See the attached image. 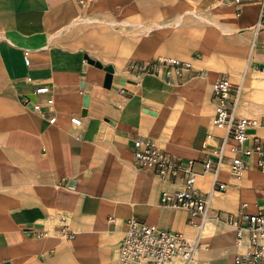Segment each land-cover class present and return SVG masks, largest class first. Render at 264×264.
I'll list each match as a JSON object with an SVG mask.
<instances>
[{"label": "crops", "instance_id": "crops-1", "mask_svg": "<svg viewBox=\"0 0 264 264\" xmlns=\"http://www.w3.org/2000/svg\"><path fill=\"white\" fill-rule=\"evenodd\" d=\"M140 2L142 5H139ZM233 2L235 4V0ZM155 7L165 6L161 0H0V264H82L83 261L108 264L114 253L106 249L110 246L100 244V236L109 234L116 222L124 224L127 216L172 232L184 233L192 239L197 237L198 231L194 236V226L201 228L205 222H192L186 210L160 203L164 189L174 191L182 184L164 180L150 170L126 166L122 167L121 182L108 184L104 178L110 167L104 163L92 164L94 158L103 153L104 140L115 134L121 120L120 110L113 106L114 101L92 95L85 89L84 83L103 87L102 81L96 80L94 70H87L89 73L82 75L77 68L80 54L64 48L61 43L65 39L73 40L69 31L85 21L83 17L92 8L108 9L119 19L129 12L131 16L138 15L139 8ZM229 8L233 12L238 11V27L250 30L257 26L261 6L254 1H244L240 11L236 7ZM195 25L200 26L201 23L196 22ZM137 27V24L131 23V31ZM258 29L256 48L259 53L251 47L245 72L240 76L242 88L247 82L251 85V79L245 76L251 59L256 58L257 68L261 69L264 65V28ZM194 43L204 53L212 52L213 43L208 37L198 34ZM26 57L30 60L29 64ZM194 69L198 68L194 65ZM126 83L140 89V100L145 99L155 107L151 116L156 118L149 136L133 134L125 148L127 154L133 156L134 138L146 136L158 146L174 151L182 158L194 160L198 178L201 184L209 185V190L204 191L198 182L197 186L209 194L213 209L221 215L238 211L242 202L247 201L243 197L246 192L252 191L259 199L248 201L251 211H257L264 205L261 193L264 174L257 164L252 163L254 156L245 171L246 179H236L230 171L232 181L220 178L228 177L230 161L226 158L216 176L227 184L226 191H213L215 177L211 172H205L203 167L204 160L211 158V151L214 150L206 144L209 132L204 131L203 142L198 143V139L195 145L188 144L184 133L174 131V126L181 124L177 96H167L158 89L157 93L164 94V97H154L148 94L151 90L142 87L143 82L131 85L132 81L128 80ZM194 85L195 82H189L187 114L199 105L200 98L191 89ZM260 85L264 87V79ZM46 86L49 92H37V89ZM85 95H89L86 108ZM49 100H52V106L48 105ZM34 103L41 104L42 109L34 110ZM208 103L213 106L210 94L205 91L203 107ZM56 108L65 109V116L74 111L72 117H80L81 126L76 127L70 122L72 126L66 128L58 124L61 111ZM53 117H56L54 123L50 121ZM107 121L113 122L111 135L103 130V123ZM205 124L203 117L200 128ZM251 133L264 138V126ZM171 134L164 146L162 138ZM211 136L217 149L224 134ZM234 144L230 140L229 149H234ZM119 163L124 165L121 160ZM142 171L151 172L159 180L147 181ZM243 181L249 185H240ZM71 185L79 190L76 203L69 190ZM57 211L62 214L59 216ZM66 213L72 215L77 225L83 224L84 216H89L84 219L86 230L82 233L78 230L75 236L74 252L79 253L77 256L66 246L56 248L49 243L52 235L48 224L57 216L64 219L63 214ZM225 225L230 230L214 226L211 244L204 249L200 246L204 239L202 234L198 244L201 252L198 255L196 252L194 264H234L242 248L237 245L235 229L227 223Z\"/></svg>", "mask_w": 264, "mask_h": 264}, {"label": "rangeland", "instance_id": "rangeland-1", "mask_svg": "<svg viewBox=\"0 0 264 264\" xmlns=\"http://www.w3.org/2000/svg\"><path fill=\"white\" fill-rule=\"evenodd\" d=\"M161 1H163L164 8H139L138 15L131 16L129 12L119 19L118 17L115 18L108 9L92 8L83 17L85 21H81L77 27L69 31L73 40L65 39L61 42L64 48L80 54L77 68L82 71V75L88 74L87 70H94L96 80L102 81L101 85L103 87H94L84 83L85 89L90 91L92 95H97L110 102L114 101L113 106L120 110L121 120L118 122L115 134L109 140H104L105 149H103V153L92 161V164L104 163L110 167L104 178V181H107L108 184H119L121 182L124 173L123 166L137 169L132 154H127L125 148L134 133L149 136L150 130L155 126L156 121V118L151 116V111L155 107L145 99L140 100L138 96L140 89L129 86L126 83L128 80L143 82L142 87L151 90L152 92L148 94L154 97H164V94L157 93L156 90L158 89L166 93L167 96H177L176 105L180 108L181 117L179 122L183 125L180 123L175 125L174 131L184 133L186 142L190 145H195L198 139V143L203 142L205 130L209 132L208 134H222V132L224 134V130L218 127L215 128L212 122L214 116L213 106L208 103L207 106L203 107L202 104L205 91L210 94L211 98L212 85L221 76L229 77L236 86H240L242 93L239 100L238 114L250 115L249 117L253 118H255L254 116L263 117L259 119V122L264 126V87L260 85L261 80L264 79V72L256 67L257 63L254 62L256 58L251 59L249 71L245 73L246 78L251 79V85L249 86L247 82L245 87L242 88L241 84L240 76L245 72L257 27L254 26L250 30L238 27L236 24L238 11L233 12L229 6L239 8L240 5L234 4V0ZM254 2L256 5L261 6L260 2ZM139 5H142L141 2ZM132 22L138 26L132 29L137 30V34L131 31ZM196 22H200L201 25H195ZM113 28L123 31H115ZM198 34L208 37L213 43L210 54L204 53L194 43ZM161 59H176L185 63L192 62L198 69L184 66V69L190 71L184 73L183 70L181 74H173L172 78H164L163 75H154L151 71L139 68L143 64L159 63ZM100 75L104 76L101 78ZM210 75L212 77L206 83ZM191 81L195 82L191 89L197 93L200 99L199 105L193 109L191 114H187V96L188 89H190L189 82ZM125 106L127 109H124ZM56 109L61 111L58 124L70 128V120L75 112L69 111L68 116H65V109ZM203 117L206 124L200 128V121ZM112 125L113 122L109 121L103 123V130L106 131V134L111 135ZM171 136L172 134L168 138H162L161 142L164 146ZM206 143L208 147L216 145L208 138ZM228 153L232 155L234 149H229ZM120 160L124 165L119 163ZM142 174L149 182L159 180L151 172L142 171ZM229 175L230 168L228 177L220 178L232 181ZM243 177L246 179V172H244ZM197 182L204 191L209 190V185L201 184L199 178ZM240 185L246 186L249 183L243 181ZM100 186L105 187L102 184ZM78 191H70L74 196L73 201L75 203L78 199ZM243 197L247 201H259L252 191L246 192ZM236 212L237 210L232 211V213ZM57 213L59 216L62 214L61 211H57ZM217 214V210L211 208L210 216H216ZM63 215H65L64 219L57 216L55 221L48 224L49 232L52 235L49 243L50 246L56 248L61 245L66 246L74 252V240L77 231L81 230L82 233L86 230L84 219L89 216H84L83 224L77 225L72 215L69 213ZM130 218L133 217L127 216L124 224L120 221L116 222L109 234L103 233L100 236V244L105 247L110 246L106 249H110L114 253L108 264H119V243L127 231V220ZM217 219L223 222L221 218L217 217ZM93 222L95 223V220ZM221 222L211 221L210 225L207 226L209 229L205 231L204 239L200 245L202 249L211 244L214 226L226 227L230 230L227 225ZM65 226L73 231L70 237L66 235ZM194 231L195 236L197 230L194 229ZM199 252L201 251L198 250L197 255ZM74 253L76 256L79 254ZM91 254H94V252ZM68 264H71V262ZM82 264L92 263L83 261Z\"/></svg>", "mask_w": 264, "mask_h": 264}, {"label": "built area", "instance_id": "built-area-1", "mask_svg": "<svg viewBox=\"0 0 264 264\" xmlns=\"http://www.w3.org/2000/svg\"><path fill=\"white\" fill-rule=\"evenodd\" d=\"M244 1L261 3L257 25L258 28L263 29L264 0H235V3L241 5ZM25 60L29 64V58L26 57ZM184 66L189 67L190 64L176 59H161L159 63L143 64L139 68L151 71L154 75L172 78L173 74H181L185 70ZM261 70L264 72V65L261 66ZM37 92H49V87H41ZM240 95V86H236L227 76L217 78L212 85L213 124L224 130V138L217 149L214 146L210 147L214 149L211 151L213 158L204 160L203 167L205 172H211L215 177L213 182L215 192L226 191L227 188V184L216 177L226 158L230 161L231 175L236 179L243 177L253 156H256V164L264 173V138L251 133L261 122L256 118L238 114ZM48 105H53L52 100H49ZM33 108L41 110L42 106L34 103ZM50 121L54 123L56 117ZM70 122L78 127L81 126L82 119L74 116ZM230 140L235 142L232 155L228 153ZM132 153L138 169L150 170L164 180L182 184L174 191L164 189L160 197L161 204L186 210L192 222L199 220L204 223L209 219L211 199L209 194L204 193L197 186L198 174L194 169V160L173 154L156 145L146 136L134 138ZM73 187L75 186L69 188ZM261 193L264 197V188ZM249 206L250 202L244 201L236 213L222 215L218 213L215 216L236 231V242L242 251L236 255L234 264H264V205L257 211H251ZM111 221H114V218H111ZM64 230L67 237L73 234V231L66 226ZM195 247L196 244L186 241L182 233L172 232L133 217L127 220V231L119 243L118 262L119 264H171L178 256L188 260Z\"/></svg>", "mask_w": 264, "mask_h": 264}, {"label": "bare ground", "instance_id": "bare-ground-1", "mask_svg": "<svg viewBox=\"0 0 264 264\" xmlns=\"http://www.w3.org/2000/svg\"><path fill=\"white\" fill-rule=\"evenodd\" d=\"M257 28H256V30H255V37H254V40H253V48L255 49V50H258L257 48H256V40H257V36H258V32H259V29H258V25L256 26ZM188 64H190V66L191 67H193V69H194V65H193V63L192 62H190V63H188ZM185 71H190L189 69H185L184 70V73H185ZM262 72V71H261ZM132 81V83H131V85H139L140 84V81L139 80H136V81H134V80H131ZM241 90V89H240ZM241 93H242V91H241ZM240 98H241V95H240ZM238 109H239V105H238ZM245 116H247V115H245ZM248 116H250V115H248ZM256 119H260L259 117H256V116H254ZM212 122H213V120H212ZM214 126V125H213ZM262 125L260 124L259 126H258V128L259 127H261ZM215 128H217V126H214ZM219 128V127H218ZM219 130V129H218ZM221 131V130H220ZM222 132V131H221ZM223 133V132H222ZM212 134H208V136H207V138H208V140H211V141H215V139L211 136ZM153 141V140H152ZM154 142V141H153ZM155 143V142H154ZM156 144V143H155ZM207 144V143H206ZM157 145V144H156ZM167 150V149H166ZM167 151H169V150H167ZM169 152H171V153H173V154H176V155H179V154H177L176 152H174V151H169ZM179 156H181V155H179ZM255 163L256 164V156H254L253 157V160H252V163ZM222 168V167H221ZM70 191H76L77 190V188H76V186L75 187H73L72 189L70 188L69 189ZM217 194V193H216ZM211 208L213 209V207H212V202H211ZM211 221H217V222H221L220 220H218L215 216H210L209 217V219H207L206 221H205V223H204V225L201 227V228H198V227H195L194 226V228L198 231V235H197V237L196 238H194V239H192V238H189V237H187L184 233H182V236H183V238L186 240V241H188V242H193L194 244H196V247H195V250H194V252L192 253V256L188 259V260H184V259H182L180 256H178V257H176L174 260H173V262L171 263V264H192L193 262H194V256H195V254H196V252L199 250V245H200V243H199V241L201 240V237H202V234L203 233H205V231L206 230H208V227L207 226H209L210 225V222ZM221 223H223V222H221ZM223 224H225V223H223ZM199 244V245H198ZM198 245V246H197Z\"/></svg>", "mask_w": 264, "mask_h": 264}, {"label": "water", "instance_id": "water-1", "mask_svg": "<svg viewBox=\"0 0 264 264\" xmlns=\"http://www.w3.org/2000/svg\"><path fill=\"white\" fill-rule=\"evenodd\" d=\"M89 103V95H85L84 97V107L86 108L88 106ZM151 113H154L151 111Z\"/></svg>", "mask_w": 264, "mask_h": 264}]
</instances>
